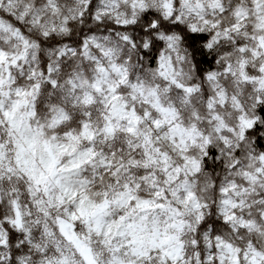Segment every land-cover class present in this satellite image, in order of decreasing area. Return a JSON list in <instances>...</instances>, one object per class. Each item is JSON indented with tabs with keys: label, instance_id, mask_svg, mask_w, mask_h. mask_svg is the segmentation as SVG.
I'll list each match as a JSON object with an SVG mask.
<instances>
[{
	"label": "clouds",
	"instance_id": "9594fccd",
	"mask_svg": "<svg viewBox=\"0 0 264 264\" xmlns=\"http://www.w3.org/2000/svg\"><path fill=\"white\" fill-rule=\"evenodd\" d=\"M129 232L171 237L149 264H264V0H0V264L127 262Z\"/></svg>",
	"mask_w": 264,
	"mask_h": 264
},
{
	"label": "snow or ice",
	"instance_id": "6c2138e0",
	"mask_svg": "<svg viewBox=\"0 0 264 264\" xmlns=\"http://www.w3.org/2000/svg\"><path fill=\"white\" fill-rule=\"evenodd\" d=\"M131 131V129H129ZM47 147V145H46ZM63 151V148L60 149ZM49 162L47 164L48 174H53L55 171L56 165V154L49 150ZM80 161L73 163L72 167H79ZM39 179H46V176L42 173ZM125 189H128V185L124 186ZM126 195L124 190L118 193V196L123 198ZM60 197H58L59 199ZM71 199L76 201L74 211L71 213L72 219L77 220L78 218H84L88 220L92 218L95 220L93 224V228L95 229L98 235H101L105 238L103 243L111 244L113 239L118 238L119 236L124 235L122 231H119V226L125 221L126 217L121 215L119 218L113 219L111 222L107 223L106 225L102 223L101 217L104 215V212L109 204V199L107 192H105V197L101 201H90L87 194L81 193L78 194L76 192H72ZM88 201L86 204L85 202ZM128 202H134V206L137 208H148L153 207L146 200H137L135 197L128 195L127 196ZM117 227V231L113 232V226ZM71 227V225H66L64 222L60 224V230L66 236L69 235L67 228ZM128 227L131 229L133 225L129 222ZM128 235L131 236L130 240H125L123 246L127 247L131 245V254L136 258L134 260H130L125 262L121 257L118 255H113L109 264H137L138 261H144L145 264H149V262L153 258V253L158 251L159 257L162 261H171L174 262L177 258L178 252L175 248L168 244V241L171 239L170 236L165 235L164 238L160 239L159 241L152 240L149 241L147 244L143 241V239L137 237L134 232H129ZM167 245V246H166ZM79 247V245H78ZM120 246L118 245L114 252L119 251ZM81 256L85 258L86 264H96L94 259L90 258V255L86 256L83 249H81ZM56 264H66V260L61 257L56 261ZM255 264V262H253Z\"/></svg>",
	"mask_w": 264,
	"mask_h": 264
}]
</instances>
